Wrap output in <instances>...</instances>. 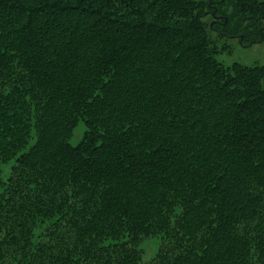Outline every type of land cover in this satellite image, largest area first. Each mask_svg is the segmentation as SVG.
<instances>
[{
	"label": "trees",
	"instance_id": "obj_1",
	"mask_svg": "<svg viewBox=\"0 0 264 264\" xmlns=\"http://www.w3.org/2000/svg\"><path fill=\"white\" fill-rule=\"evenodd\" d=\"M223 38L264 0H0V264H264V65Z\"/></svg>",
	"mask_w": 264,
	"mask_h": 264
},
{
	"label": "rangeland",
	"instance_id": "obj_2",
	"mask_svg": "<svg viewBox=\"0 0 264 264\" xmlns=\"http://www.w3.org/2000/svg\"><path fill=\"white\" fill-rule=\"evenodd\" d=\"M213 35H215V33ZM224 39L225 38L221 40V44L223 42L227 43L228 47L222 53L217 55V59L224 65L229 66L235 62L244 65H264V42H256L247 46L239 43L236 38ZM84 130L85 126L80 122L74 129L73 134L69 139V143L71 145H76L82 139ZM8 167L9 164L3 166V170L7 172ZM159 243L160 241L158 237H150L142 242L141 264H145L153 257Z\"/></svg>",
	"mask_w": 264,
	"mask_h": 264
}]
</instances>
